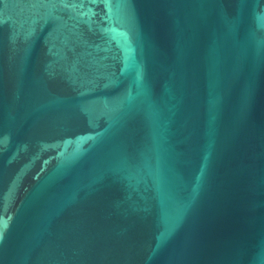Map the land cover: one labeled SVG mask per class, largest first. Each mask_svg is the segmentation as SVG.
Returning a JSON list of instances; mask_svg holds the SVG:
<instances>
[{"label": "water", "instance_id": "95a60500", "mask_svg": "<svg viewBox=\"0 0 264 264\" xmlns=\"http://www.w3.org/2000/svg\"><path fill=\"white\" fill-rule=\"evenodd\" d=\"M0 264H264V0H0Z\"/></svg>", "mask_w": 264, "mask_h": 264}]
</instances>
